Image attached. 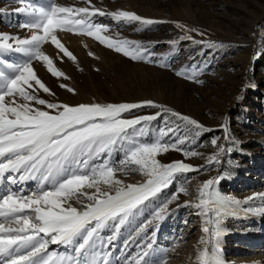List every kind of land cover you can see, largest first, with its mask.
I'll list each match as a JSON object with an SVG mask.
<instances>
[{
  "label": "rangeland",
  "instance_id": "rangeland-1",
  "mask_svg": "<svg viewBox=\"0 0 264 264\" xmlns=\"http://www.w3.org/2000/svg\"><path fill=\"white\" fill-rule=\"evenodd\" d=\"M26 3L49 7L51 0H26ZM55 3L105 13L129 11L158 23L146 27L138 22L118 21L110 15H93V23L106 27L100 33L103 42L88 35L80 26H73L71 31L57 29V38L71 56L57 49L50 38L42 44L41 52L53 61L52 69L63 72L64 76H54L42 58L33 60L36 75L51 91L49 94L36 90L34 94L39 99L70 106L153 101L163 108L142 107L122 114V118L132 119L162 113L144 125L145 136L137 137L145 143L155 141L166 120L175 121L180 131L190 137L195 133L193 126L164 112V108L211 129L200 132L191 143L182 146L196 151L197 156L185 157L182 151L169 150L156 157L161 163L183 161L201 170L178 174L177 180L159 194L163 200L181 185L188 192L187 195L180 193L178 199L169 204V215L162 221H154V225L158 224L153 246L155 254L147 250L151 259L167 258L166 264L196 261L198 250L205 247L200 241L206 234L202 231L203 217L191 205L198 203V190L205 181L226 173L227 178L216 188L221 195L239 200L241 204L235 208L237 215L223 221L225 232L219 239L220 256L225 264H264V219L257 218H264V0H55ZM22 6L19 0H0V34L19 38H30L32 31L42 34V30L20 27L28 19L26 13L17 11ZM80 15L75 18L79 19ZM177 23L185 28H178ZM185 35L193 39L181 40ZM109 39L114 43L139 42L151 55L145 60H133L109 47ZM26 59L22 53L0 52V60L6 63H22ZM6 63L0 65V70L11 74ZM161 63L167 66L161 67ZM178 72L182 75H177ZM17 102L25 101L18 97ZM28 103L47 110L46 105ZM128 131L131 133L132 129ZM213 139L217 141L215 146L211 143ZM123 156L117 149L112 153V161L118 163ZM214 156L216 163L211 161ZM7 173L9 177L13 175L10 171ZM114 179L124 185H140L147 178L140 172L117 171ZM30 183L33 187L36 185L35 181ZM107 187L101 184L102 189ZM186 203L189 206H184ZM73 206L80 207L74 201ZM154 206L149 204L144 216L137 221L147 217ZM137 221L122 226L112 248V264H125V257L127 264H135L136 244L128 242L127 248L123 245ZM148 231L151 232L152 227ZM110 234L108 229L103 232L104 236ZM214 243L215 240L207 245L210 253ZM52 245L49 252L71 251L61 244ZM58 247L62 249L57 250Z\"/></svg>",
  "mask_w": 264,
  "mask_h": 264
},
{
  "label": "snow or ice",
  "instance_id": "snow-or-ice-1",
  "mask_svg": "<svg viewBox=\"0 0 264 264\" xmlns=\"http://www.w3.org/2000/svg\"><path fill=\"white\" fill-rule=\"evenodd\" d=\"M19 2L23 6L17 11L28 16L20 27L42 30V34L34 32L30 38L0 34V52L14 51L27 57L22 63L0 60V65L6 63L7 69L11 70V74L0 70V177L10 171L13 175L9 177V183L23 184L31 180L36 182V187L27 194L23 187L0 194V264H112V248L122 226H130L138 217L144 216L149 204L155 206L147 217L137 221L123 248L128 247V242L136 244L135 264H166L167 258L153 260L147 251L153 250L155 254L153 246L158 224L154 225V221H162L169 215V204L177 200L180 193L187 195L188 192L181 185L163 200L159 194L177 180L178 174L201 169L183 161L161 163L156 157L169 150L182 151L185 157L197 156L196 151L185 150L182 146L191 143L200 132L211 129L164 108V112L193 126L195 133L190 137L180 131V125L175 121L166 120L154 142H141L137 137L147 134L144 125L162 113L132 119H124L122 114L142 107L163 106L153 101L75 106L48 103L34 94L38 89L49 94L51 91L32 67L33 60L42 58L54 76H64L63 72L52 69L53 61L41 52V46L50 38L57 49L71 56L55 33L57 29L71 31L73 26H80L88 35L101 39L100 33L106 27L93 23V15H110L115 20L138 22L146 27L158 21L129 11L105 13L99 9L90 11L88 7H63L55 0H51L49 7H36L26 0ZM76 15L80 18H75ZM176 26L185 28L179 23ZM180 39L193 38L185 35ZM108 46L133 60H145L151 55L136 41L114 43L109 39ZM160 66L167 65L161 63ZM29 89L33 91L29 92ZM68 90L74 92L71 88ZM18 97L25 102L18 103ZM29 101L46 105L47 110L31 107ZM129 129H132L131 133ZM211 143L215 146L216 139ZM117 149L124 153L118 163L112 161V153ZM211 161L218 162L217 157H212ZM117 171L140 172L147 179L140 185H124L114 179ZM226 178L227 174L222 173L205 181L198 190V203L191 205L203 217L202 231L206 234L200 241L205 247L198 250L197 264H225L219 247V239L225 232L223 221L237 215L235 208L241 204L239 200L221 195L216 188ZM101 184L108 187L102 189ZM85 189L95 191L89 193ZM157 200L160 202L156 203ZM73 201L80 207L73 206ZM150 227L151 232L148 231ZM105 229L111 234L104 236ZM137 238L139 243H136ZM213 240L210 253L207 245ZM50 244H61L71 251L65 254L49 252ZM120 255H124L123 251Z\"/></svg>",
  "mask_w": 264,
  "mask_h": 264
},
{
  "label": "bare ground",
  "instance_id": "bare-ground-1",
  "mask_svg": "<svg viewBox=\"0 0 264 264\" xmlns=\"http://www.w3.org/2000/svg\"><path fill=\"white\" fill-rule=\"evenodd\" d=\"M34 32L35 31H32L31 33L33 34ZM8 177H9V174L7 172L4 173L3 177H0V181H2V183H0V194H3L5 192V190L18 191L22 186H23L25 194H27L28 191H31V190L35 189V187H36V185L33 187V183H30L31 180H28V181L24 182V184H21V186L13 185V184L9 183V178ZM6 179H8V181H6ZM257 218H258V220H263L264 219L262 217H257ZM51 246H53V245L51 244ZM56 246H59V244H56ZM222 246L224 247V244ZM262 247H264V246H262ZM61 249H62V247H58L57 250H61ZM225 249H227V248H225ZM197 256H196V261H194L191 264H197ZM262 258H264V256H262Z\"/></svg>",
  "mask_w": 264,
  "mask_h": 264
}]
</instances>
